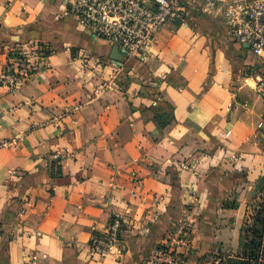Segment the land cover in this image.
Wrapping results in <instances>:
<instances>
[{"label": "crops", "instance_id": "crops-1", "mask_svg": "<svg viewBox=\"0 0 264 264\" xmlns=\"http://www.w3.org/2000/svg\"><path fill=\"white\" fill-rule=\"evenodd\" d=\"M182 5L137 58L68 0H0V69L48 51L34 75L0 80V264H169L159 250L183 227L171 254L202 264L240 236L248 202L234 189L264 173V64L219 9ZM115 213L120 244L91 253Z\"/></svg>", "mask_w": 264, "mask_h": 264}, {"label": "built area", "instance_id": "built-area-1", "mask_svg": "<svg viewBox=\"0 0 264 264\" xmlns=\"http://www.w3.org/2000/svg\"><path fill=\"white\" fill-rule=\"evenodd\" d=\"M211 10L219 9L228 33L240 45L246 46L264 64V0H201ZM69 10L80 24L95 37L109 41L128 55L143 58L149 53L158 32L174 17H183L182 0H68ZM16 66L0 69V80L9 86L16 84L21 72L34 75L47 65V48L22 49ZM257 89L264 99V77L257 80ZM264 128V118L258 123ZM231 130L221 134L227 137ZM55 158L69 157L68 152H56ZM123 216L113 214V221L99 235L93 234L90 251L106 256L120 244L124 227ZM187 227L179 236L170 239L160 248L159 261L180 263V254L171 251L185 244Z\"/></svg>", "mask_w": 264, "mask_h": 264}, {"label": "rangeland", "instance_id": "rangeland-1", "mask_svg": "<svg viewBox=\"0 0 264 264\" xmlns=\"http://www.w3.org/2000/svg\"><path fill=\"white\" fill-rule=\"evenodd\" d=\"M239 185L234 189L232 198L237 200L242 196V200L248 202L240 236L228 237L227 241L223 239L215 251L205 254L202 264H230L231 259L238 260L251 247V240L253 236H257V230L260 231V223H257V219L259 216H264V173L257 178L255 183L244 181ZM261 264H264V257L261 259Z\"/></svg>", "mask_w": 264, "mask_h": 264}, {"label": "trees", "instance_id": "trees-1", "mask_svg": "<svg viewBox=\"0 0 264 264\" xmlns=\"http://www.w3.org/2000/svg\"><path fill=\"white\" fill-rule=\"evenodd\" d=\"M48 53V51H47ZM113 221V216L111 218V221ZM257 223H260V231L257 230V236H253L249 249L243 253L239 257L238 260L231 259L229 261L230 264H261V259L264 257V216H259L257 219ZM259 229V228H257ZM94 234L99 235L100 232H94ZM181 264V263H177ZM184 264V263H182Z\"/></svg>", "mask_w": 264, "mask_h": 264}, {"label": "water", "instance_id": "water-1", "mask_svg": "<svg viewBox=\"0 0 264 264\" xmlns=\"http://www.w3.org/2000/svg\"><path fill=\"white\" fill-rule=\"evenodd\" d=\"M117 48H119L117 45H115Z\"/></svg>", "mask_w": 264, "mask_h": 264}]
</instances>
